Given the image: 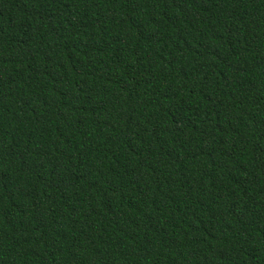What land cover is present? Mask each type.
I'll use <instances>...</instances> for the list:
<instances>
[{
	"label": "trees",
	"instance_id": "obj_1",
	"mask_svg": "<svg viewBox=\"0 0 264 264\" xmlns=\"http://www.w3.org/2000/svg\"><path fill=\"white\" fill-rule=\"evenodd\" d=\"M0 264H264V0H0Z\"/></svg>",
	"mask_w": 264,
	"mask_h": 264
}]
</instances>
